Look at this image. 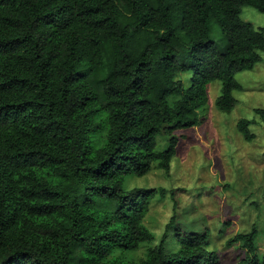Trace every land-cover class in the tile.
<instances>
[{
    "label": "trees",
    "instance_id": "obj_1",
    "mask_svg": "<svg viewBox=\"0 0 264 264\" xmlns=\"http://www.w3.org/2000/svg\"><path fill=\"white\" fill-rule=\"evenodd\" d=\"M246 6L264 14V0H0V264H221L175 215L156 241L145 217L165 189L123 181L169 171L209 83L235 105V73L264 53ZM252 122L236 123L247 141ZM256 237L227 240L235 264H264Z\"/></svg>",
    "mask_w": 264,
    "mask_h": 264
},
{
    "label": "rangeland",
    "instance_id": "obj_2",
    "mask_svg": "<svg viewBox=\"0 0 264 264\" xmlns=\"http://www.w3.org/2000/svg\"><path fill=\"white\" fill-rule=\"evenodd\" d=\"M242 15L255 28L264 26V14L256 9L246 6ZM211 36L217 45L223 42L216 25ZM234 77L241 88L234 91L236 102L229 111L215 105L220 81L208 84L198 124L175 132L179 140L167 173L155 168L123 181L127 188L165 189L164 197L153 198L145 217L156 241L175 215L184 231H208L207 247L221 264H235L244 256L239 243L227 246V240L252 228L257 232V255L264 259V119L255 112L264 110V53L252 69L238 71ZM241 118L253 121L249 128L255 136L250 141L236 129ZM167 138L158 136V149L166 147Z\"/></svg>",
    "mask_w": 264,
    "mask_h": 264
}]
</instances>
